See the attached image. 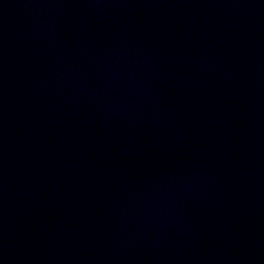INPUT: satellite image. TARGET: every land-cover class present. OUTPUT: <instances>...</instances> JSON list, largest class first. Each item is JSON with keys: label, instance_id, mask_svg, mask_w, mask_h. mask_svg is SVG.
I'll use <instances>...</instances> for the list:
<instances>
[{"label": "water", "instance_id": "water-1", "mask_svg": "<svg viewBox=\"0 0 264 264\" xmlns=\"http://www.w3.org/2000/svg\"><path fill=\"white\" fill-rule=\"evenodd\" d=\"M0 264H186L145 0H0Z\"/></svg>", "mask_w": 264, "mask_h": 264}]
</instances>
